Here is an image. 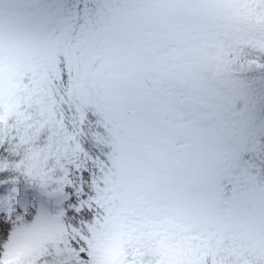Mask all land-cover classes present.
Masks as SVG:
<instances>
[{"label":"snow or ice","instance_id":"6c2138e0","mask_svg":"<svg viewBox=\"0 0 264 264\" xmlns=\"http://www.w3.org/2000/svg\"><path fill=\"white\" fill-rule=\"evenodd\" d=\"M0 264H264V0H0Z\"/></svg>","mask_w":264,"mask_h":264}]
</instances>
